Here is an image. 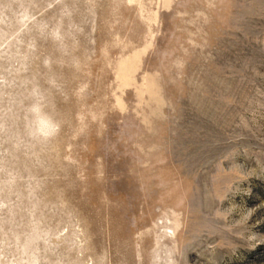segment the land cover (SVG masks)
Returning <instances> with one entry per match:
<instances>
[{
    "label": "rangeland",
    "instance_id": "rangeland-1",
    "mask_svg": "<svg viewBox=\"0 0 264 264\" xmlns=\"http://www.w3.org/2000/svg\"><path fill=\"white\" fill-rule=\"evenodd\" d=\"M0 264H264V0H0Z\"/></svg>",
    "mask_w": 264,
    "mask_h": 264
}]
</instances>
